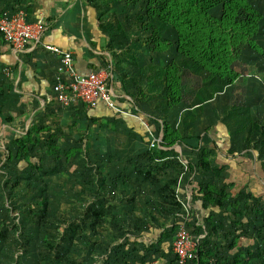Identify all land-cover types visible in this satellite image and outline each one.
Listing matches in <instances>:
<instances>
[{
  "label": "rangeland",
  "instance_id": "374dc122",
  "mask_svg": "<svg viewBox=\"0 0 264 264\" xmlns=\"http://www.w3.org/2000/svg\"><path fill=\"white\" fill-rule=\"evenodd\" d=\"M202 1L215 5L212 15L219 16L224 0ZM247 2L264 16V0ZM155 4V0L95 2L97 22L101 21L100 27L111 26L107 37L115 38L127 59L151 50ZM244 17L241 13L240 18ZM162 40L172 44L173 37ZM135 43L143 49L130 52ZM258 44L264 47V37ZM241 53L243 57L232 66L238 74L236 82L204 106L198 131L202 133L200 150L189 153L175 146L181 166L160 167L150 174L153 181L141 179L149 172L142 152L147 143L136 139L133 146L124 131L111 135L104 127L110 137L103 142L100 137L96 145L92 143L94 131L86 130L82 144L62 143L57 157H49L39 140L29 148L36 169H25L21 161L8 162L7 150L13 149L3 145L6 131L0 127V264H169L172 242L163 234L179 226L200 235L204 248L213 251L215 257L208 264L237 256L242 264H264V152L260 157L264 147L249 155L239 149L242 152L233 159L235 155L227 151V137V144L214 143L215 137H224L221 130L227 132L220 121L227 113L223 112L234 105L246 104L264 125V60L245 50ZM162 57L164 65L172 61L174 52L166 51ZM181 78L182 101L191 100L201 80L184 73ZM68 146L79 151L70 154ZM135 149L141 153L135 154ZM203 152L212 167L224 170L222 182L210 175L201 178L189 167L198 165ZM224 156L231 159H222ZM200 182L233 184L224 198V211L201 209ZM235 210L241 211L242 218L234 216Z\"/></svg>",
  "mask_w": 264,
  "mask_h": 264
},
{
  "label": "trees",
  "instance_id": "16d2710c",
  "mask_svg": "<svg viewBox=\"0 0 264 264\" xmlns=\"http://www.w3.org/2000/svg\"><path fill=\"white\" fill-rule=\"evenodd\" d=\"M80 1L91 5L94 9H97L99 5V3L95 5L97 0ZM155 3L158 8H155L152 20L154 44L151 45L149 53L142 57L133 56L130 53L132 55H130V59H127L125 55H121L119 52L121 46L112 37L110 39L111 44L106 45L111 60L108 62L106 57L101 56L99 66V69L111 72L112 82L120 83L122 90L132 99L131 114L139 116L147 122L148 129L154 138L162 135L160 143L150 147L151 136L145 131L139 133L136 129H130L139 143L144 145L147 143L146 150L143 149L142 151L141 149L145 153V157L147 156L146 161L149 166V172H145L143 176L140 175L145 182L153 181L151 173H157V170L162 166L180 165V157L174 149L175 146L188 149L189 153L200 150L199 142L202 133L198 131L201 130L199 123L204 114V106L215 101L218 96L225 92L227 87L236 82L238 74L232 66L243 57L241 51L251 52L264 60V47L258 44L260 39L264 37V16L259 14L251 5L249 6L247 0H224L219 16L212 15L211 9L215 8V5L205 3L202 0H155ZM19 10L22 9L11 8L1 11L0 14L3 12L14 13ZM241 13L245 15L244 18H240ZM100 20H102L101 16ZM103 26L108 35L111 26L107 24ZM111 34L113 36V33ZM168 35L173 37V41L170 42L172 44L162 40L166 39ZM0 41L3 42L1 35ZM137 46L139 45L136 43L131 45L129 51L134 53L135 49H138ZM141 49H143L142 46ZM166 51H173L174 57L172 61L163 65L160 61ZM152 55H154V60H150ZM147 58L149 59L147 60ZM139 60L143 62L140 67ZM131 73L133 74L130 75ZM182 73L201 80L200 88L190 104L182 101ZM131 90L134 93H131ZM0 91V127L9 125L13 128V130H5L2 139L3 145L7 149L9 147L13 149L7 150L8 162L11 163L14 159L17 162L21 161L25 169L28 167L29 169H36L29 148L37 145L39 140H42V144L47 147L46 154L49 157H57L62 151V145L56 143L54 134L48 132L47 136L43 137L44 132L42 131L45 130L41 131L36 126L23 134L16 132L17 129L13 125L15 123L14 117L6 114V110L10 106L8 103H11V97H9L11 93H3L1 87ZM122 101L120 100V102ZM126 103L130 104L129 102ZM142 106H147L150 109V115L139 110ZM252 112L254 111L246 104L245 106L234 105L233 109H227L223 112L226 113L225 118L220 121L227 129L228 154L239 155L242 151H246V155H249L250 151L257 152L259 146L260 148L264 147V125ZM99 121L101 124L94 131V134L92 133L93 136L95 135L92 143H96V145L100 137L104 138L102 142L110 137L104 133L103 129L106 128L105 130H108L111 135L116 133V126L113 121L111 123ZM92 123L96 124L95 121ZM202 125L203 123L201 128ZM143 129L144 127H141L142 131ZM86 130H90V124H83L82 133L79 134L77 143L72 145L82 144L83 133ZM42 137L45 138L44 141ZM70 146H68L69 149ZM239 149L242 151L238 152ZM77 151L79 150L70 149L69 152L73 154ZM204 152L198 159V165L189 167L196 169V175L201 178L210 175L208 177L222 182L224 170L218 166L212 167L209 156ZM263 152L260 153V157ZM95 153L98 154L96 151ZM134 153L140 154L141 152L139 149H135ZM158 177L160 176L158 175ZM157 183L154 181L153 185H157ZM228 185L217 186L213 182L198 183L197 195L200 197L199 206L201 209L206 211L212 208L213 210L224 211L226 193L234 187L233 184ZM234 208L237 210L236 207ZM236 210L233 213L234 216L242 218L241 211L237 212ZM176 229L177 227H174L170 233L165 231L163 238L170 239L172 242ZM189 230L193 235L191 229ZM193 237L197 236L193 235ZM203 241L202 238L199 239L196 258L188 264H208L215 257L211 249L204 248ZM231 247L233 248L234 244ZM169 252L171 255L169 264H174L175 256L171 251ZM143 259L145 260V258L141 260ZM220 263L242 264L238 256L231 260L217 261L216 264ZM112 264L117 263L112 262Z\"/></svg>",
  "mask_w": 264,
  "mask_h": 264
},
{
  "label": "crops",
  "instance_id": "0c3cea01",
  "mask_svg": "<svg viewBox=\"0 0 264 264\" xmlns=\"http://www.w3.org/2000/svg\"><path fill=\"white\" fill-rule=\"evenodd\" d=\"M11 8H21L27 21L40 22L47 29L40 44H33L18 54H13L9 47L0 41V87L3 93H11V103H8L10 106L6 114L14 117L16 132L23 134L36 126L41 131L45 130L43 137L47 136L48 132L54 134L58 144H76L83 124H90V129L95 131L101 124L99 120L110 123L113 121L116 133L122 135L121 131H124L129 143L134 146L136 136L132 135L130 129L146 133L143 123L147 122L144 119L134 116L120 117L102 103L93 109L79 102L63 106L57 103L52 91L58 79L56 70L59 57L44 50L43 45L70 52L76 71L82 75L102 70L99 69L101 56L110 62V53L106 49L110 38L107 37L104 26L100 27V22H97V9L80 0H0V12ZM138 45V51H141V45ZM112 88L120 105L132 113V99L125 94L120 83L112 82ZM130 92L134 93L133 90ZM192 99L183 102L190 104ZM139 110L150 115L147 106H142ZM93 121L96 124H93ZM141 127H144L143 131ZM1 129L13 130L9 125H2ZM221 131L223 138L215 137L214 140V134L210 136L217 146L220 145L217 140L225 144L228 142L226 132ZM187 150L183 151L188 152ZM233 157L237 159L236 155ZM222 159L231 158L224 156Z\"/></svg>",
  "mask_w": 264,
  "mask_h": 264
},
{
  "label": "built area",
  "instance_id": "2783aa9c",
  "mask_svg": "<svg viewBox=\"0 0 264 264\" xmlns=\"http://www.w3.org/2000/svg\"><path fill=\"white\" fill-rule=\"evenodd\" d=\"M46 31L44 24L27 21L22 10L0 14V35L13 54L23 52L33 44H40ZM43 49L59 57L56 70L58 79L52 88L57 103L68 106L79 102L90 109L102 103L116 114L139 118L120 105L113 92L112 75L109 71L100 70L82 75L76 71L70 52L50 45H43ZM143 125L146 133L151 136L150 147L159 144L162 135L154 138L148 129V124L143 123ZM199 239L200 237H193L188 228L177 227L171 244V252L175 256L174 264H188L194 260Z\"/></svg>",
  "mask_w": 264,
  "mask_h": 264
}]
</instances>
